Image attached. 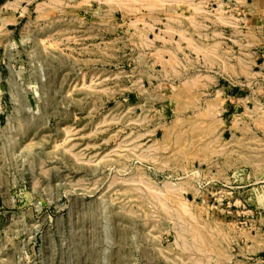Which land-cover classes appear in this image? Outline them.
<instances>
[{"label":"rangeland","instance_id":"374dc122","mask_svg":"<svg viewBox=\"0 0 264 264\" xmlns=\"http://www.w3.org/2000/svg\"><path fill=\"white\" fill-rule=\"evenodd\" d=\"M211 2L0 0V264H264V73L161 63L188 26L239 50Z\"/></svg>","mask_w":264,"mask_h":264},{"label":"crops","instance_id":"0c3cea01","mask_svg":"<svg viewBox=\"0 0 264 264\" xmlns=\"http://www.w3.org/2000/svg\"><path fill=\"white\" fill-rule=\"evenodd\" d=\"M218 2L230 6L224 11L230 13L233 20L226 27L215 26V30L221 34L222 38L217 39L215 44L223 49L230 41L233 48L239 50H233L230 55H225L223 50H220L217 51L219 58L208 60L205 50L212 41H207V36L213 26L208 23L204 26L199 25L201 26L199 29L188 26L184 30L183 39H176L174 36L169 40V46L164 44L161 46L167 49L165 54L168 56V59L162 60L161 63L172 65L173 71L183 75L210 74L213 79L228 81L241 79L248 81L249 84L256 76L264 73V0H228V2L214 0V3L218 4ZM208 3H212L211 0H208ZM205 12L208 14L207 12L211 11ZM202 28L207 29L206 32L198 33L202 31ZM227 31L231 35L229 40L225 39ZM243 193L250 196L248 203L246 201L247 205L243 207H251L252 209L247 212L253 214L251 219L247 220L251 224L264 223V185L243 190ZM251 238L256 250L261 246L264 248L263 232L255 229V234Z\"/></svg>","mask_w":264,"mask_h":264},{"label":"built area","instance_id":"2783aa9c","mask_svg":"<svg viewBox=\"0 0 264 264\" xmlns=\"http://www.w3.org/2000/svg\"><path fill=\"white\" fill-rule=\"evenodd\" d=\"M233 86H245L246 84H244V83H242V82H238V83H235V82H233V83H231Z\"/></svg>","mask_w":264,"mask_h":264},{"label":"bare ground","instance_id":"6f19581e","mask_svg":"<svg viewBox=\"0 0 264 264\" xmlns=\"http://www.w3.org/2000/svg\"><path fill=\"white\" fill-rule=\"evenodd\" d=\"M147 26V25H146ZM262 204V203H261Z\"/></svg>","mask_w":264,"mask_h":264}]
</instances>
